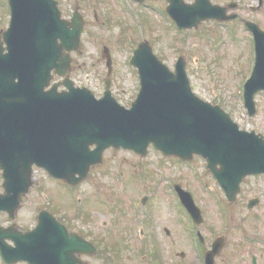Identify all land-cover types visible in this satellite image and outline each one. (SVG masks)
I'll return each mask as SVG.
<instances>
[{
	"label": "water",
	"instance_id": "95a60500",
	"mask_svg": "<svg viewBox=\"0 0 264 264\" xmlns=\"http://www.w3.org/2000/svg\"><path fill=\"white\" fill-rule=\"evenodd\" d=\"M168 1L179 27L196 26L201 18L217 14L218 7L209 0ZM9 5L10 26L2 32L6 46L0 45V168L5 188L0 210L12 211L7 201L15 192L9 193V188L16 177L23 176V187L28 188L32 164L76 183L109 146L145 155L152 144L164 155L181 159L199 154L230 201L235 200L244 176L264 173V139L240 130L219 105L196 96L183 59L172 72L148 45H140L131 58L140 79L131 106L119 105L109 90L97 100L89 90L73 87L66 76L69 52L81 46V15L74 13L72 22L60 19L55 0H9ZM257 45L256 67L245 89L252 109L253 93L264 88V46L260 39ZM52 70L65 76L60 84L67 90L58 91V83L46 89ZM91 144L96 145L94 150H89ZM75 173L79 176L74 177ZM181 194L198 219L199 210L190 195ZM223 245L222 237L214 241L206 254L208 264H213Z\"/></svg>",
	"mask_w": 264,
	"mask_h": 264
},
{
	"label": "rangeland",
	"instance_id": "374dc122",
	"mask_svg": "<svg viewBox=\"0 0 264 264\" xmlns=\"http://www.w3.org/2000/svg\"><path fill=\"white\" fill-rule=\"evenodd\" d=\"M59 2L62 14H70L71 7L79 5L87 23V34L82 37L84 45L78 52L72 53L69 76L76 85L83 84L96 94L102 92L105 66L100 53L105 45L114 58L112 94L120 102H130L138 90V79L127 58L131 55L132 47L144 37L153 44L154 52L159 58L171 68L178 55L184 56L192 88L200 97L219 104L241 128L254 127L256 130H264V95L261 92L256 93L257 111L253 117L247 115L242 100L243 80L249 74V52L244 48L245 45L230 41L228 34L223 30L220 33L223 41L219 48H215L197 31L192 30L187 34L176 31L166 17L156 16L151 9L142 8L144 18L139 19L142 26L141 29L136 27V30L134 17L118 9L122 7L121 2L125 8H129L130 2ZM3 3L4 0H0V30L6 27L9 14ZM154 3L158 1L154 0ZM135 9L137 10V7ZM139 30H142V33ZM34 176L39 180L37 187L41 186V189L50 191L56 188L55 181L45 177L41 171L37 170ZM1 182L0 170V189ZM172 182L180 183L189 191L194 203L201 209L204 219L198 229L205 239L203 250L210 247L216 236L226 237V245L217 264H251V254H255L259 258L258 262L264 264V244L259 242H264V178L255 175L243 179L240 194L236 202L230 205L217 182L207 172L204 160L198 157L186 163L175 157H164L160 152L149 148L147 156L140 160L132 152L109 149L104 153L103 164L93 168L86 180L77 187L76 194L83 199V203L74 207V215L69 210H56L55 214H60L61 217L67 214L68 219L76 223L84 218L85 212L82 210H85L88 204L100 203L102 194L122 204L128 203V197L132 199L134 196L147 194L148 201L155 210L159 208L165 215L170 214L166 218V224L175 236V240L172 237V252L184 251L186 264H198L197 250L192 243L193 233L190 228L188 234L183 232V217L176 215L178 212L174 209L175 196L172 189L170 190ZM212 191L220 196V201ZM33 195L36 202L25 206L17 216L18 223L24 227L29 226L32 221L37 210L34 207L53 209V204H46L40 201L36 194ZM63 196L65 203L69 205L68 195ZM252 198H258L259 202L248 209V200ZM150 209V214H153L151 219L154 221L156 213L153 208ZM6 219L7 217L0 213V222Z\"/></svg>",
	"mask_w": 264,
	"mask_h": 264
},
{
	"label": "flooded vegetation",
	"instance_id": "af4514ba",
	"mask_svg": "<svg viewBox=\"0 0 264 264\" xmlns=\"http://www.w3.org/2000/svg\"><path fill=\"white\" fill-rule=\"evenodd\" d=\"M157 1L158 4L155 3V5H159L160 13L167 14L166 0ZM185 1L193 2L194 0ZM153 2L154 0H152ZM210 2L219 8L215 18L204 20L198 25V28H201L199 32L205 31L204 36L213 34L218 40H222L220 33L227 29L229 39L232 42L236 41L245 45L244 48L248 50L249 54L254 47L253 32L259 35L264 44V0H210ZM63 16L69 18L68 15ZM7 23H9V17ZM262 93L264 94V92ZM251 129L264 134V130H256L254 127ZM56 182L58 183L57 187L51 191L40 187L31 188L29 194L23 196L21 204V209L32 205L33 202H36L33 194H36L40 201L53 204V209L43 206L34 207L37 210L27 227L20 225L17 219L13 226L9 219L0 222V227L11 229L10 231L31 230L38 223L40 213L46 211L50 214L47 219H44L46 226L42 232L50 238V241L35 243L24 238L15 243L11 240L14 235L8 233L10 235L7 236L5 242L8 246L6 257L9 261H5L0 252V264H29L23 258L24 252L32 248L42 250L43 247L51 250L54 248L58 255L78 259V264H186L184 251L172 252L171 250V243H173V238L175 240V236L172 235L166 224V218L170 214L165 215L161 209L155 210L152 204L145 202V197L149 198L147 194L142 196L139 202H133L137 200V196L132 199L128 197V203L124 204L117 203L102 194L100 203L88 204L84 211V218L73 223L68 219L67 214L61 217L60 214L55 213L56 210H69L74 215L76 209L74 208L72 190L75 187H67L63 185L62 181ZM35 184L38 186L39 180H36ZM34 191L38 192L34 193ZM63 194L68 195L69 205L65 203ZM70 198H72V203ZM131 200L133 201L131 202ZM150 208H153L156 213L154 221L151 219L153 214H150ZM60 225H63L64 229ZM181 226L183 232L187 233L183 222ZM75 234L86 242L77 241ZM205 251L201 253L202 262L199 264H205ZM222 252L220 251L216 256L215 264ZM250 258L251 264H260L259 258L255 254H251Z\"/></svg>",
	"mask_w": 264,
	"mask_h": 264
}]
</instances>
